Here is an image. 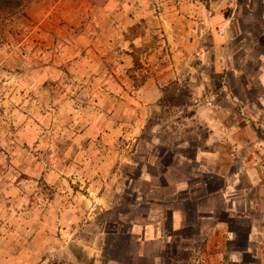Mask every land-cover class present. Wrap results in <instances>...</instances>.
<instances>
[{"label": "rangeland", "instance_id": "rangeland-1", "mask_svg": "<svg viewBox=\"0 0 264 264\" xmlns=\"http://www.w3.org/2000/svg\"><path fill=\"white\" fill-rule=\"evenodd\" d=\"M233 3L228 10L216 3L215 16L227 17L232 11L234 16L249 17V4L257 5L254 0H233ZM155 4L163 10L173 5L169 0H35L19 15L1 24L0 249L8 251L26 243L25 255L8 253L23 256V263L78 264L72 254L82 260L80 248L93 245V233H106L102 241L104 256L120 259L129 234L139 228L136 224L152 221L148 215L150 203H163L164 198L173 197L172 184L168 182L193 172L191 178L182 179L188 181L190 191L197 194L203 190L199 192H203L200 198L214 196L223 190L224 180L212 171L237 172L245 161L253 167V151L244 147V137H233L235 141L242 140L243 146L237 148L236 142L222 140L219 135L242 134L243 128L248 129L247 136L259 133L264 162L263 97L258 98L261 90L253 88V71L257 66L254 58L259 57L261 49L251 43H256L257 38L254 36L244 46L239 34L233 39L235 42L229 41L236 63H225L227 50H224L220 71H211L212 63L203 62L202 49L186 44L181 46L183 66L176 69L172 63L158 61L159 69L165 66L162 70L145 71L140 60L145 55L157 56L160 48L154 42L149 47L145 41L148 38H144L148 31L156 29L153 17L145 19L150 16L148 9ZM178 26L185 35L193 30L192 26H189L192 30ZM213 26L203 33L210 37V42L215 35ZM136 27L144 40L127 44L126 48L116 45L122 36H130L129 29ZM233 33L229 32L228 40ZM109 44L114 46V57L118 58L113 63L110 61L113 46ZM212 47L219 54L218 46ZM124 54L131 56L124 58L138 60L141 68L135 72L128 68ZM231 65L234 68L230 70ZM30 70L38 71L42 77L30 78ZM164 70L168 72L162 74ZM246 71L250 72L249 91H245L246 80L241 77ZM158 74L163 78L157 79ZM146 80H150L145 88L149 98L143 94L144 88L138 92V85ZM173 94L186 106H173L169 102ZM208 107L218 111H208ZM200 113L209 116L204 118ZM209 117L219 122L216 126L219 131L210 130L206 124ZM86 131L88 139L83 137ZM215 133V142H208ZM109 138H113L111 144L105 142ZM213 153H219L224 165H207L208 158L215 159ZM30 161L39 171L33 176L23 175L29 181L21 183L18 173L30 168ZM165 179L167 187L159 190ZM100 185L103 191L98 190ZM185 192L176 197H188L190 193ZM98 193L113 201L114 208L106 206L96 216L92 213L93 206L82 215L85 210L83 207L82 211V200L88 203L86 198L90 196L95 205L94 201L99 203L101 197ZM241 195L242 209L247 196ZM262 199L264 213V195ZM214 200L218 203L221 197ZM158 217L165 227L175 220L170 218V212L165 216L159 213ZM218 218L224 217L220 214ZM249 227L248 221L231 222V228L240 235L236 243L240 247ZM34 233H40V237L34 239ZM60 233L69 235L64 247L71 243L67 248L70 258L52 247L40 254L29 249L31 242L34 248L37 243L41 249L53 246L54 236L66 237ZM182 233L185 246L200 249L203 239L195 225L190 224ZM175 251L170 246L166 252H157L155 259L160 264H174L171 259L176 256ZM178 257L190 260L188 253H180ZM201 257L198 255L199 261ZM246 261L250 263V257Z\"/></svg>", "mask_w": 264, "mask_h": 264}, {"label": "crops", "instance_id": "crops-1", "mask_svg": "<svg viewBox=\"0 0 264 264\" xmlns=\"http://www.w3.org/2000/svg\"><path fill=\"white\" fill-rule=\"evenodd\" d=\"M169 1L173 5H167L164 10L161 9L160 5V10L158 12L156 11L155 7H151L148 9V13L150 16L146 17L145 19H150L151 17H153L154 19L152 22L156 29L148 31V33H146L147 35H145L146 37L144 38H148V40L145 41L149 42V47L151 45V42H154L153 45H158L160 48L158 50L159 54L157 56H153L150 54L151 57H148L150 55H145V57L140 60L142 66H144L146 69L145 71H147V69L154 72L162 70L165 66H162L161 69H159L161 64L158 65V61H160L161 63L164 62L166 65L172 63L174 68L176 69H178V67L180 66H183L184 59H181L180 57L183 56L181 54V52L183 51L182 48L186 45H188L189 48L202 49L200 57L204 59L203 62L205 61L207 63H212V66H210L211 71H220V63L222 58L221 55L224 56V50H227V58L226 60L222 59V62L223 60H225V63L226 61L229 63H236V61L233 59L235 51L232 48H229V41L235 42L233 39L239 34L240 36H243L241 44L244 46L246 44H250L255 36L257 38V40L255 39V41L257 42H254V44L251 43V45L260 48L261 51L259 57L257 59L254 58V62H256L257 66L253 71L255 72V86H253V88L255 90H261H259L260 94L258 95V98L263 97L261 98V109H264V59L262 60V58H264V0H254L257 5H252L251 3L249 4V8L247 10V14H250L249 17H247V15L241 17L242 15L239 14H235L234 16L232 11L231 15L227 17L221 14L215 16L216 3H221L222 6H224L226 10H228L229 8H231V6H234L233 0ZM134 22L137 21L135 20ZM178 25L184 27L186 26L188 29L190 28L189 26H192L193 30L190 28L189 30H192V32H189V34L185 35V33L181 32V27H179ZM196 25L199 26L196 27ZM213 25L216 26L215 35L212 39V42H210V37L206 38L205 36H203V33L206 32L207 27H209L211 30L215 28ZM136 28L138 30V27ZM143 28H145V26ZM149 29H151V27H149ZM231 30H233L234 33L231 36L229 35L228 40L227 35ZM129 34L131 35V33ZM256 34L258 35V37L256 36ZM141 37L143 36H139V34L134 35L131 39H126L124 38V36H122V39H118L116 45L122 48H126L127 44L129 46L130 44H136V41L138 40H144V38ZM82 39H84L83 35ZM213 44H216L218 46L219 50H217V52L219 54L213 52ZM233 44L235 46L237 45L235 43ZM109 45L113 46L112 44ZM223 45L226 46V48H222ZM201 46H203V48ZM111 48L112 51L110 61L111 63H113L118 58L114 57V46ZM124 56L131 57L129 54H124L123 58ZM128 57L124 58L126 59V65H128V68H134L135 59H131ZM249 60L252 63V60ZM24 63L28 64V62ZM153 66L157 70L153 69ZM233 68L234 66L231 65L230 70ZM105 69L107 72V67ZM167 72L168 70H164L162 74H165ZM246 72L247 73L244 75L242 74L241 77H244L246 80L245 91H249L252 90V87H249L250 82L247 80V74L250 72ZM28 73L30 78L33 75L34 80H39L42 77L41 73H38V71L32 72V70H30ZM162 74H158L156 76L157 79L163 78ZM149 82L150 80H146V82H144V84L140 86V89L138 90V92H141V90H143L144 88L143 94L147 95L146 98H149L147 92L145 91V88L147 87ZM207 110L213 112H215V110L218 111L217 108L210 110V107H208ZM216 114L219 115L218 112H216ZM200 115L204 118H207L209 116L202 113H200ZM214 121L215 120L209 117L208 120H206V122H208L206 124L208 125L210 130H213L214 132L216 130L219 131L220 127L216 128V126H219V122L216 120L215 124L213 125ZM91 128L92 126L87 130H91ZM244 129L245 128L240 129V133L243 134ZM247 131L248 129L246 128L245 135H219V138L222 140H226L227 142H236L238 144L237 148L243 146L241 142L242 140H244L246 142V144H244V147H248L249 150L253 151V155H251L253 159V167L246 165L245 161L244 164H242V166L239 168V170H237V172H233L231 170H223L218 172L217 169V172L212 171L215 172V175L217 174L219 177L223 178V190L215 193L214 196L210 195L202 198H200V195L203 192L201 194H199V192L203 190L200 189V191L195 194V191H190V184H188V181H186V183L184 180H182L184 179V177L191 178L193 172L182 176L180 179H178V181L172 182L171 180L170 182H168V184H172V190L174 191L173 197L164 198L163 203H150L151 207L148 209V215L149 218L151 216L152 221L143 225L140 224L139 226L136 224V227L139 228L135 233L129 234L130 237L125 247H123V250L121 251L122 256L120 257V259L115 257L110 259L106 255L104 256L102 241L104 236L106 237V233H93V237L95 238V240H93L94 242L92 243L93 245L86 246L84 248H82L81 246L80 248L81 251H79V253L83 254V259L81 260L78 255L76 256L75 254H72L77 263L160 264L159 261L155 259V255H157L156 253L166 252L168 247L172 246L173 249H176V251L174 252V255L176 256L171 259L174 264H264V213L262 210V195H264V162L261 160L263 151L262 138H260L259 133H256V135L247 136ZM236 135H241L240 138L244 137V139L235 141L233 137L236 138ZM215 136L216 133L211 134L208 142H215ZM83 137L86 139L89 138L88 131L84 133ZM112 139L113 138H109L105 142L111 144ZM213 155L214 156L212 158H215L216 160L208 158L207 165H217L223 163V160L220 159L219 153H217V155L213 153ZM257 156L259 157V159L256 158ZM207 170L210 172L209 174H212L209 168ZM38 171L39 167H32V162L30 168L21 169L20 173H18V175H21V183L29 181L24 180L22 178L23 175L33 176L37 174ZM232 174L233 176H231ZM193 177L195 178V176ZM163 181L164 183L161 184V186L159 184L157 185V187L160 186L159 190H161L162 186L167 187V180L165 179ZM94 183L96 184V182ZM98 190L103 191L101 185ZM185 191L190 193H188V197L181 199H178L176 197L179 193H186ZM242 193H245L247 198L246 200L244 198L242 199L245 200V204L241 209V204L239 202ZM98 195L101 196L99 198V203H97V201L95 200L94 202L96 203L94 205L90 196L86 198L82 194V196L88 201L87 203L82 200V211L83 207L86 210L82 212V215L87 214L90 209L94 208V211H92V213L94 212V215L96 213H99V211L103 208H106V206H108L110 210L114 208V202L106 199L105 194L98 193ZM218 196L221 197V201L217 203V200L214 199H217ZM74 198L79 200L80 197L76 196ZM137 201H139L140 203L141 199L139 198L137 199ZM137 201L135 203V206H137ZM155 206H157V209ZM169 212L170 218L174 217L175 220L173 221L171 219L172 222H170L169 224L170 227L160 225L162 220L160 217H158L159 213L165 216L166 213L168 215ZM220 214L223 215V220H220L218 218ZM233 220L248 221V223L250 224L249 231L245 235L246 238H244L242 247L236 244L240 238V235L231 228V222ZM190 224L195 225L199 236H201V238L203 239L200 249H198L196 246H194L192 249L190 248V245L185 246L183 243L184 239L182 238V232L184 231V229L190 227ZM96 229H98V225H96ZM25 234L29 235L30 233ZM60 234H64V236L66 237L60 239L61 235H58V237L56 238L54 236V240H52L53 246L49 245L41 249L40 246H38L40 243H37L36 247L34 248L33 242H31L32 244L29 249H31L33 253L40 254L44 253L43 251L46 250V248L51 249L52 247L56 248V250H58L62 255L67 254L70 258L69 253H67V248L71 247V243L68 247H64L65 241L69 235H67V233ZM32 236L34 237V239H36L37 237H40V233H34ZM175 239H177L178 241L177 244L173 243ZM24 245H26V243H23L20 247L13 246L8 249V251L0 249V254H3L2 256H0V264H25L22 262L23 256L18 257L16 255L15 257H13L8 254L15 251L18 254L22 253L25 255L26 251H28V248ZM180 253H188L190 256V260L188 261L179 258L178 256ZM194 253L197 255L196 257H193ZM198 255H202V261H199ZM247 257H250V263L246 261Z\"/></svg>", "mask_w": 264, "mask_h": 264}, {"label": "trees", "instance_id": "trees-1", "mask_svg": "<svg viewBox=\"0 0 264 264\" xmlns=\"http://www.w3.org/2000/svg\"><path fill=\"white\" fill-rule=\"evenodd\" d=\"M35 0H0V26L1 24H6L7 21L10 20L11 17L19 15L21 12L24 11L25 7L29 5L30 3L34 2ZM131 33V35L129 34ZM130 35V36H129ZM134 35H138L137 28L129 29L128 36L126 39H131ZM135 67L132 69L134 72L139 70L141 68V65L139 64L138 60H134ZM135 77V76H134ZM144 83L141 82L138 87L142 86ZM169 102L176 107H184L186 106V102L182 101L181 98H176L173 94Z\"/></svg>", "mask_w": 264, "mask_h": 264}, {"label": "built area", "instance_id": "built-area-1", "mask_svg": "<svg viewBox=\"0 0 264 264\" xmlns=\"http://www.w3.org/2000/svg\"><path fill=\"white\" fill-rule=\"evenodd\" d=\"M155 9L158 12L160 10V6L157 5V7H156V4H155Z\"/></svg>", "mask_w": 264, "mask_h": 264}]
</instances>
